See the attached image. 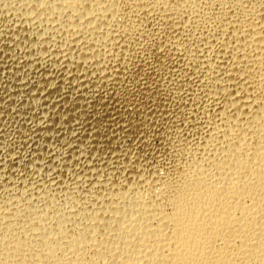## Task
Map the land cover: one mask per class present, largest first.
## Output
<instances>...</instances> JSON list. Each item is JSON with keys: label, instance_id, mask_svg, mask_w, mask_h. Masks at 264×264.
<instances>
[{"label": "bare ground", "instance_id": "bare-ground-1", "mask_svg": "<svg viewBox=\"0 0 264 264\" xmlns=\"http://www.w3.org/2000/svg\"><path fill=\"white\" fill-rule=\"evenodd\" d=\"M0 264H264V0H0Z\"/></svg>", "mask_w": 264, "mask_h": 264}]
</instances>
